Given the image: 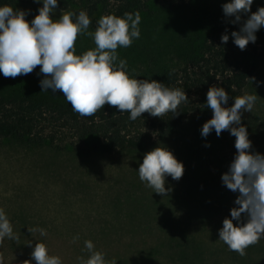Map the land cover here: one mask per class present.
<instances>
[{
  "label": "rangeland",
  "instance_id": "obj_1",
  "mask_svg": "<svg viewBox=\"0 0 264 264\" xmlns=\"http://www.w3.org/2000/svg\"><path fill=\"white\" fill-rule=\"evenodd\" d=\"M169 1L178 6L141 17L140 37L117 49L130 78L138 80L142 74L170 66L178 52L197 38L192 1ZM40 7L33 1L16 5L27 21ZM62 13L66 12L56 7L50 15L57 19ZM74 47V54L80 55L95 45L90 36L81 34ZM39 67L32 72H39ZM17 78L0 74V94L19 87L39 88ZM245 94L257 95L251 112H242L241 118L251 141L249 151L264 155V61L256 64L239 96ZM211 117L209 108L192 113L149 148L109 155L85 157L1 140L0 209L15 239L0 240V264H35L31 252L36 242L44 243L62 264H83L89 255L85 240L104 254L106 264L113 260L117 264H264V238L246 248L244 256L219 240L218 230L224 218H231L239 193L221 181L236 154L235 137L226 130L219 137L214 130L206 138L201 136L202 125ZM156 147L169 150L184 167L179 180L165 178L170 189L165 195L152 193L137 172L144 155ZM245 221L242 214L241 222ZM39 229L46 235L41 236Z\"/></svg>",
  "mask_w": 264,
  "mask_h": 264
},
{
  "label": "clouds",
  "instance_id": "obj_2",
  "mask_svg": "<svg viewBox=\"0 0 264 264\" xmlns=\"http://www.w3.org/2000/svg\"><path fill=\"white\" fill-rule=\"evenodd\" d=\"M33 2L42 7L30 22L24 11L0 5V74L4 77L26 75L40 66L39 72L44 76L39 81L41 92L62 93L73 111L82 117L94 115L107 104L120 113L127 112L129 120L135 121L145 112L154 117L175 114L178 106L188 101L184 90L170 89L156 80L130 78L126 60L118 59L117 49L131 46L140 37L139 12H126L122 17L101 16L95 31L89 32L91 21L85 11L62 13L53 19L50 14L54 13L58 0ZM252 3L253 0H228L222 4V12L225 17H235L232 22L236 23L242 13L249 12ZM261 27H264V7L251 13L238 32L231 33L233 43L243 50L249 42L255 43V33ZM81 34L90 36L95 47L76 55L74 44ZM220 39L221 44H226L229 36L222 34ZM228 99L223 87L208 89L206 106L212 117L202 125L200 133L206 138L214 130L219 137L226 130L235 137L236 154L221 181L227 189L239 193L234 201L237 207L230 210L231 218L223 219L218 236L230 251L244 256L246 248L264 238V155L249 151L251 141L241 124L242 112H251L257 95L235 97L232 105L225 107ZM183 171L182 162L164 147L147 152L137 170L145 187L160 195L170 191L165 187V178L179 180ZM242 214L245 222H241ZM233 220L237 221L235 225ZM39 232L46 235L44 229ZM5 238L15 236L7 215L0 209V240ZM84 248L89 255L83 264H106L104 254L95 250L91 240L84 241ZM31 258L35 264H62L61 258L50 255L40 242L35 243Z\"/></svg>",
  "mask_w": 264,
  "mask_h": 264
},
{
  "label": "trees",
  "instance_id": "obj_3",
  "mask_svg": "<svg viewBox=\"0 0 264 264\" xmlns=\"http://www.w3.org/2000/svg\"><path fill=\"white\" fill-rule=\"evenodd\" d=\"M32 1L0 0V5L16 9L17 4ZM191 1L197 38L178 52L170 66L138 79L156 80L170 89L184 90L188 101L181 103L175 114L154 117L145 112L131 121L127 112L120 113L115 106L105 104L94 115L82 117L63 95L50 90L41 92L39 81L44 76L31 72L19 75L16 81L35 83L39 88L19 87L0 94V141L15 139L85 157L145 150L155 140L165 139L190 114L203 113L208 108L206 93L210 87H223L229 96L227 103L233 101L254 74L256 64L264 61V27L255 33V43L249 42L243 50L233 43L231 33L238 32L251 13L264 7V0H253L249 12L242 13L236 23L232 22L235 17H225L222 12L221 6L228 0ZM177 6V2L169 0H58L56 7L66 13L85 11L91 21L89 29H96L98 19L104 15L122 17L126 12H139L140 17H148ZM222 34L229 36L226 44H221Z\"/></svg>",
  "mask_w": 264,
  "mask_h": 264
}]
</instances>
